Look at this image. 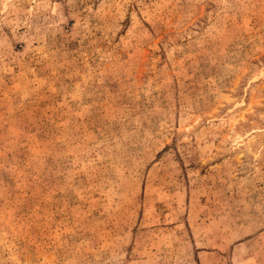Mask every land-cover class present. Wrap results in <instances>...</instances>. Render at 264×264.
<instances>
[{"label": "rangeland", "instance_id": "1", "mask_svg": "<svg viewBox=\"0 0 264 264\" xmlns=\"http://www.w3.org/2000/svg\"><path fill=\"white\" fill-rule=\"evenodd\" d=\"M0 264H264V0H0Z\"/></svg>", "mask_w": 264, "mask_h": 264}]
</instances>
